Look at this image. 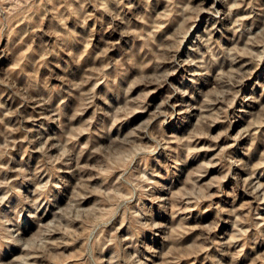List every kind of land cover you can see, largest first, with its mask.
<instances>
[{"label": "rangeland", "instance_id": "1", "mask_svg": "<svg viewBox=\"0 0 264 264\" xmlns=\"http://www.w3.org/2000/svg\"><path fill=\"white\" fill-rule=\"evenodd\" d=\"M0 264H264V0H0Z\"/></svg>", "mask_w": 264, "mask_h": 264}, {"label": "bare ground", "instance_id": "2", "mask_svg": "<svg viewBox=\"0 0 264 264\" xmlns=\"http://www.w3.org/2000/svg\"><path fill=\"white\" fill-rule=\"evenodd\" d=\"M222 11V10H221ZM218 12V11H217ZM224 13V12H223ZM221 33V32H220ZM188 100V99H187ZM155 114V113H154Z\"/></svg>", "mask_w": 264, "mask_h": 264}]
</instances>
